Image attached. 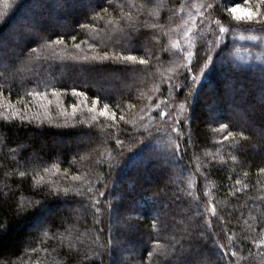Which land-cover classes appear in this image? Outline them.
<instances>
[{"label": "trees", "instance_id": "1", "mask_svg": "<svg viewBox=\"0 0 264 264\" xmlns=\"http://www.w3.org/2000/svg\"><path fill=\"white\" fill-rule=\"evenodd\" d=\"M50 1L0 0V264H264L260 0Z\"/></svg>", "mask_w": 264, "mask_h": 264}, {"label": "rangeland", "instance_id": "2", "mask_svg": "<svg viewBox=\"0 0 264 264\" xmlns=\"http://www.w3.org/2000/svg\"><path fill=\"white\" fill-rule=\"evenodd\" d=\"M65 3L69 4V6L67 7L68 8L67 9L68 13H71L72 8H75V7L79 8V9H86L87 10L86 5H85V3H86L85 0H51L48 3V5H47V9L45 8V11H43V13L41 15L39 14V12H40L39 9H37L36 12L34 14H32V16H36V15L39 14L40 19L41 18L42 19H46V20H48L51 23V25H54L57 22H59V20H60L59 19L60 17L56 16L55 12H54L55 9L59 6V5L57 6V4H65ZM233 9H235L234 12L232 11ZM233 9H231L230 12L232 13L233 16H236V17H239V18L242 17L241 15H245L246 16L247 13H248L246 11V9H244L242 7H239V6H236ZM20 25H21L20 23H14L13 22L10 26L12 28H14V29H16V28L18 29V28H20ZM8 38H9V40L11 39V36L8 35V33L3 34L2 36H0V49H4L3 48L4 46L2 45V41L5 40V39L7 40ZM225 114H227V113H225ZM146 157L149 160L150 159L149 158L150 154H148V155L146 154ZM159 160H161V159L159 158ZM156 182H158V181H156ZM140 208H142L140 210L143 211V212H145V211L146 212H150L151 211V208H150L148 203H146L144 205L140 204ZM120 216H121V218H128V217L131 216V212L127 211L126 213H121ZM124 262H126V261H124Z\"/></svg>", "mask_w": 264, "mask_h": 264}, {"label": "snow or ice", "instance_id": "3", "mask_svg": "<svg viewBox=\"0 0 264 264\" xmlns=\"http://www.w3.org/2000/svg\"><path fill=\"white\" fill-rule=\"evenodd\" d=\"M260 6H261V7H264V0H260ZM232 11L234 12L235 9H233ZM248 18H249V19H252V14H251L250 11H249V14H248ZM238 19H239V17H238ZM220 31H224V29L221 28ZM123 58H124V59H134V57H131V56L123 57ZM141 63H143V61H141ZM105 107H107V105H106ZM227 127H228V125H226V124H224V123H221V124H220V129H221V130L226 129ZM229 135H231V133H229ZM262 171H264V169H262ZM21 211H23V209H21Z\"/></svg>", "mask_w": 264, "mask_h": 264}]
</instances>
